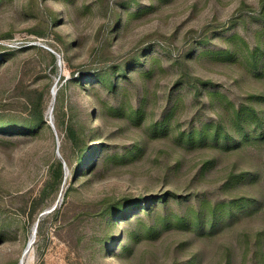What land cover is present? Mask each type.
Here are the masks:
<instances>
[{
  "label": "rangeland",
  "instance_id": "rangeland-1",
  "mask_svg": "<svg viewBox=\"0 0 264 264\" xmlns=\"http://www.w3.org/2000/svg\"><path fill=\"white\" fill-rule=\"evenodd\" d=\"M22 259L264 264V0H0V264Z\"/></svg>",
  "mask_w": 264,
  "mask_h": 264
},
{
  "label": "trees",
  "instance_id": "trees-1",
  "mask_svg": "<svg viewBox=\"0 0 264 264\" xmlns=\"http://www.w3.org/2000/svg\"><path fill=\"white\" fill-rule=\"evenodd\" d=\"M41 98L37 99V102L35 103L32 99L29 100V109L28 114L30 118L38 119L39 121H43V111H41ZM244 115H248V111H243ZM260 125V124H259ZM61 167L58 165L56 169V173L52 172V179L55 180V182L59 183L61 180ZM48 184V183H47ZM165 198V197H164ZM162 197H155V198H140V199H132L125 202V204L122 206L121 209L118 210V215H120L121 218H125L128 215L130 218L132 217V213H138L142 210H145L146 213H149L151 211V207L153 204H155L157 201H160ZM165 201V199H164ZM36 204V203H35ZM32 205V210H36L38 208V205ZM39 210V209H38ZM132 212V213H131ZM37 232H39L42 228V219L39 218L37 221Z\"/></svg>",
  "mask_w": 264,
  "mask_h": 264
},
{
  "label": "water",
  "instance_id": "water-1",
  "mask_svg": "<svg viewBox=\"0 0 264 264\" xmlns=\"http://www.w3.org/2000/svg\"><path fill=\"white\" fill-rule=\"evenodd\" d=\"M58 57V56H57ZM59 58V57H58ZM60 60H58V62H59ZM55 95V90H53L52 91V96H54ZM51 118H50V116H49V120H50ZM50 125H51V127H52V123L50 122ZM37 224L38 223H36L35 224V226H34V229H33V232H32V235H31V237L33 238L32 239V241H29V243H28V246H27V249H26V251L24 252V254H26L27 253V251H28V249L30 248V246L33 244V242H34V239H35V236H36V232H37Z\"/></svg>",
  "mask_w": 264,
  "mask_h": 264
},
{
  "label": "bare ground",
  "instance_id": "bare-ground-1",
  "mask_svg": "<svg viewBox=\"0 0 264 264\" xmlns=\"http://www.w3.org/2000/svg\"><path fill=\"white\" fill-rule=\"evenodd\" d=\"M32 239H33V238L31 237L30 241H32ZM22 263H23V259L20 261L19 264H22Z\"/></svg>",
  "mask_w": 264,
  "mask_h": 264
}]
</instances>
